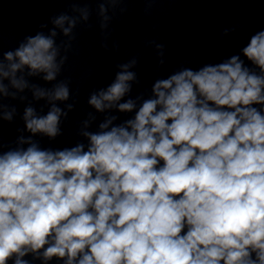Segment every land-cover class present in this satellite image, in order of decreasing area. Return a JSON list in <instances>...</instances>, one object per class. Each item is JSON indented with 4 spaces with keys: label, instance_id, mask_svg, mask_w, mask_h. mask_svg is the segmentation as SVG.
I'll use <instances>...</instances> for the list:
<instances>
[{
    "label": "clouds",
    "instance_id": "obj_1",
    "mask_svg": "<svg viewBox=\"0 0 264 264\" xmlns=\"http://www.w3.org/2000/svg\"><path fill=\"white\" fill-rule=\"evenodd\" d=\"M61 2L15 48L0 44V264H264V28L135 95L139 56L116 63L88 93L79 139L52 147L79 103L64 76L78 29L118 51L112 24L133 0ZM140 2L149 16L160 0ZM145 47L163 69L165 45Z\"/></svg>",
    "mask_w": 264,
    "mask_h": 264
}]
</instances>
